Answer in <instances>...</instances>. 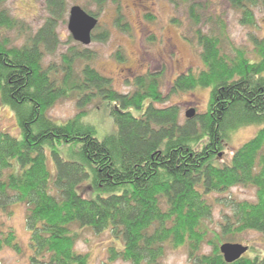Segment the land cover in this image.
Returning <instances> with one entry per match:
<instances>
[{
	"label": "trees",
	"instance_id": "obj_1",
	"mask_svg": "<svg viewBox=\"0 0 264 264\" xmlns=\"http://www.w3.org/2000/svg\"><path fill=\"white\" fill-rule=\"evenodd\" d=\"M3 1L0 106L13 111L19 135L0 130V211L10 216L11 205H24L29 263L90 264L88 254L75 249L79 230L89 228L112 238L98 264H164L167 249L178 247L186 249L190 264H264V255L246 251L227 262L220 251L223 243H240L244 232L264 236V36L252 38L249 54L229 42L219 16L204 17L199 1L181 0L189 5L204 68L177 75L170 90L210 89L206 109L181 121L176 105H155L164 100L161 73L134 76L132 89L123 93L91 65L94 54L87 48L72 46L60 66L43 64L59 43L55 27L63 0H47L49 16L19 46L4 32L26 29ZM90 1L96 12L81 8L95 18L112 2L115 25L129 30L120 0ZM224 1L238 10L241 24L254 26L258 0ZM202 17L211 26L206 31ZM94 30L92 40L107 39V30ZM114 56L123 60L119 50ZM77 61L83 62L79 70ZM61 99H73L78 111L59 123L47 111ZM96 102L113 125L104 135L86 120ZM247 125L257 126L255 134L220 162L230 132ZM234 186L252 187L256 197L226 198L229 211L213 228L209 195ZM3 248L24 253L14 228L0 220Z\"/></svg>",
	"mask_w": 264,
	"mask_h": 264
},
{
	"label": "rangeland",
	"instance_id": "obj_2",
	"mask_svg": "<svg viewBox=\"0 0 264 264\" xmlns=\"http://www.w3.org/2000/svg\"><path fill=\"white\" fill-rule=\"evenodd\" d=\"M64 11L56 21L55 31L58 35V44L50 53L43 57L45 66H60L61 54L66 53L72 46L78 50L87 48L94 59L91 65L100 73L111 78L113 86L119 92H128L132 89L131 79L139 74L157 72L161 75L160 88L164 96L163 102L156 103L157 107L176 105L179 108L180 120L186 119L185 113L194 109L195 114L204 111L207 107L208 88H195L190 91L172 93L171 84L179 74L191 71L198 72L204 68L201 59V47L197 43L194 29L196 28L189 18V5L181 0H120L123 17L129 26L128 31H123L115 25L116 8L108 1L97 15L98 27L94 32L108 31V37L104 41L92 40L83 45L74 39L68 30L69 9L78 5L96 12L95 5L90 0H63ZM143 1V2H142ZM203 7L200 12L204 17L213 14L219 16L225 23L226 33L236 47L251 50L254 48L253 37L264 36V0H258L253 6L254 26L243 25L239 22L240 13L224 0H193ZM142 2L143 6L140 5ZM2 6L12 16L22 22L25 29L21 33L18 29H10L4 32L15 46L25 43L28 36L38 30L49 16L47 0H4ZM151 16L152 18H149ZM201 18V27L206 31L209 23ZM122 53L123 60L115 58V52ZM83 62L77 61L75 67L79 70ZM95 104L99 105V102ZM88 107L87 121L94 124L99 133L104 135L111 132L113 125L108 110L99 105L97 109ZM78 108L73 99H61L53 104L47 111L49 117L56 122H64L77 113ZM195 116V115H194ZM257 126L247 125L230 132L228 142L225 143L220 162L230 159L233 151L250 139L256 132ZM0 130L7 131L14 136L19 135V128L15 115L10 108L0 106ZM213 204V212L208 222L210 226H216L222 220L223 213L229 209L225 203L226 198L233 200H254L255 189L248 186H234L226 192H215L210 195ZM216 199V200H215ZM11 215L0 211V220L8 222L15 230L17 239L24 249V253L17 254L9 248L0 250V264H30L28 261L27 241L28 230L25 227V207L20 203L11 205ZM240 244L249 248L247 255H264V236L256 231H247L240 236ZM112 243L110 233L105 230L94 232L89 228L79 230V237L75 249L87 253L90 264L100 263L107 258V248ZM209 247L204 251L208 252ZM164 264H190L186 249L178 247L167 249L163 257ZM112 264H128L122 260L113 261Z\"/></svg>",
	"mask_w": 264,
	"mask_h": 264
},
{
	"label": "water",
	"instance_id": "obj_3",
	"mask_svg": "<svg viewBox=\"0 0 264 264\" xmlns=\"http://www.w3.org/2000/svg\"><path fill=\"white\" fill-rule=\"evenodd\" d=\"M97 18L87 13L80 6L74 5L69 9L68 30L72 38L87 45L91 42V33L97 25ZM195 115L194 109L186 111V118H192ZM248 247L240 243H223L220 246V251L227 262H232L241 257Z\"/></svg>",
	"mask_w": 264,
	"mask_h": 264
},
{
	"label": "flooded vegetation",
	"instance_id": "obj_4",
	"mask_svg": "<svg viewBox=\"0 0 264 264\" xmlns=\"http://www.w3.org/2000/svg\"><path fill=\"white\" fill-rule=\"evenodd\" d=\"M144 1H147V0H144ZM143 2V1H142ZM142 2H140L141 4L140 5H142L143 6V3Z\"/></svg>",
	"mask_w": 264,
	"mask_h": 264
}]
</instances>
